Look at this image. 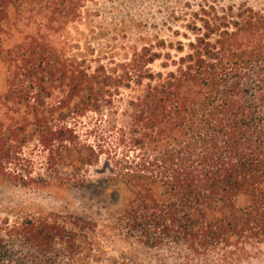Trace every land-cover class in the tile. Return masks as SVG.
Masks as SVG:
<instances>
[{"label":"trees","instance_id":"1","mask_svg":"<svg viewBox=\"0 0 264 264\" xmlns=\"http://www.w3.org/2000/svg\"><path fill=\"white\" fill-rule=\"evenodd\" d=\"M94 1L0 0V178L80 188L105 162L119 216L0 217V264H250L264 254V9L202 0L176 41L118 47Z\"/></svg>","mask_w":264,"mask_h":264},{"label":"rangeland","instance_id":"2","mask_svg":"<svg viewBox=\"0 0 264 264\" xmlns=\"http://www.w3.org/2000/svg\"><path fill=\"white\" fill-rule=\"evenodd\" d=\"M201 1L95 0L89 8L97 15L96 26L107 31V40H113V44L122 47L141 44L143 37L176 41L173 33L183 31L182 16L190 9L196 10ZM218 1L223 4L248 2L251 6L264 9V0ZM82 30L87 31L85 27ZM111 173V167L104 162L90 169L86 184L80 188L56 184L46 189H27L0 178V217L54 213L75 215L104 225L119 216L118 198H112L104 184ZM250 264H264V254Z\"/></svg>","mask_w":264,"mask_h":264}]
</instances>
